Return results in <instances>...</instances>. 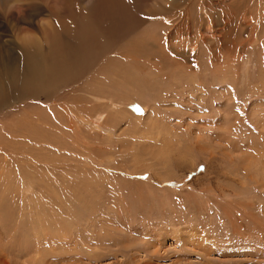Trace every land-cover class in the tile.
Here are the masks:
<instances>
[{
	"label": "rangeland",
	"instance_id": "rangeland-1",
	"mask_svg": "<svg viewBox=\"0 0 264 264\" xmlns=\"http://www.w3.org/2000/svg\"><path fill=\"white\" fill-rule=\"evenodd\" d=\"M0 264H264V0H0Z\"/></svg>",
	"mask_w": 264,
	"mask_h": 264
},
{
	"label": "bare ground",
	"instance_id": "bare-ground-1",
	"mask_svg": "<svg viewBox=\"0 0 264 264\" xmlns=\"http://www.w3.org/2000/svg\"><path fill=\"white\" fill-rule=\"evenodd\" d=\"M37 63H39L38 67L34 64L37 67L35 75L37 74L38 78L39 77L42 78V79L39 78V80H42L41 83H44L46 80H49V79H50V81H53V82L56 81V76L54 75L55 72H54V69H53L54 67L48 66L47 65L48 62L46 63V60L43 59V58H39Z\"/></svg>",
	"mask_w": 264,
	"mask_h": 264
}]
</instances>
